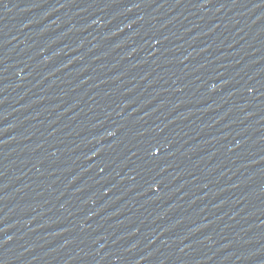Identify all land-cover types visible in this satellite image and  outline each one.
<instances>
[{
	"label": "water",
	"instance_id": "1",
	"mask_svg": "<svg viewBox=\"0 0 264 264\" xmlns=\"http://www.w3.org/2000/svg\"><path fill=\"white\" fill-rule=\"evenodd\" d=\"M0 264H264V0H0Z\"/></svg>",
	"mask_w": 264,
	"mask_h": 264
}]
</instances>
